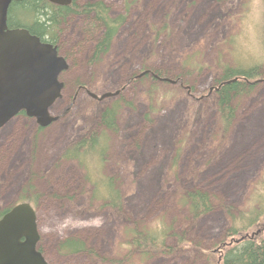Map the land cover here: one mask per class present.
Returning <instances> with one entry per match:
<instances>
[{
	"label": "rangeland",
	"instance_id": "obj_1",
	"mask_svg": "<svg viewBox=\"0 0 264 264\" xmlns=\"http://www.w3.org/2000/svg\"><path fill=\"white\" fill-rule=\"evenodd\" d=\"M95 1L105 2L112 17L125 15L126 22L98 59L95 44L102 29L87 17L74 15L57 31L60 53L69 64L61 75L62 95L50 109L59 120L39 133L37 120L22 114L0 128V213L21 200L33 179L40 196L39 245L49 264H109L125 252L127 228L159 224L169 228V244L176 245L180 235L189 242L171 255L118 264H209V254H218L231 239L229 229L247 226L245 213L264 178V82L235 98L238 112L228 134L221 129L212 89L223 66L264 54V0H131L130 8L124 0H76L80 5ZM149 69L163 75L153 98L152 82L132 80ZM120 94L125 101L119 131L101 132L100 127L99 135L109 139L104 171L117 178L122 212L93 200L85 169L60 159ZM254 117L261 118L259 124ZM59 135L57 147L53 142ZM242 165L240 175L236 167ZM223 175L224 182L233 179L227 190L220 186ZM191 189L209 192L214 209L193 217L181 202ZM66 238L83 240L95 254H62L58 244Z\"/></svg>",
	"mask_w": 264,
	"mask_h": 264
},
{
	"label": "trees",
	"instance_id": "obj_2",
	"mask_svg": "<svg viewBox=\"0 0 264 264\" xmlns=\"http://www.w3.org/2000/svg\"><path fill=\"white\" fill-rule=\"evenodd\" d=\"M124 2L126 8H130L132 1L124 0ZM202 2L205 3V1ZM74 15H83L90 20V24L102 29L101 37L95 44V59L109 51L111 43L119 33L120 27L126 22L125 15L112 17L109 7L103 1L88 2L80 5L76 0H73L69 5H58L49 0H20L13 1L9 8L8 26L10 28H26L40 38L53 37L55 43H57V31H60L61 26ZM204 24L201 23V25ZM260 29L261 53H264V13ZM261 56L258 59L253 58L247 62L240 61L235 66L225 65L222 67L219 77L215 79V85L212 89L217 96L220 125L225 134L229 133L237 116L238 106L234 104L235 98L240 99L250 95L260 82H264V54ZM143 74L145 75H134L132 80L140 78V80L152 82L149 94L153 98V93L157 89L160 78H163L162 70L149 69V71H144ZM119 97L114 103L100 110L92 131L78 142L66 147L60 159L76 161L85 169L86 179L91 183L93 200L122 212L123 194L117 184V178L107 175L104 171L106 153L110 145L109 139H107L106 135H99L100 131L106 133H117L119 131L118 115L125 101L121 94ZM127 104L131 105L129 102ZM21 114L25 113L21 112ZM254 119H257V117H254ZM256 121L258 123L261 118ZM43 130L44 127H37V132L40 133ZM60 132L63 133V129ZM59 138L60 135L55 138L54 146L59 147ZM180 153L181 151H178L174 162L175 165L180 160ZM20 155L22 157L23 154L19 152L17 156L20 157ZM251 162L252 159L248 160L247 165L250 166ZM238 166L236 170L241 175L244 165L242 167ZM207 177L205 176L204 178L207 179ZM232 177L230 176V178ZM219 180L222 190L231 188L233 179L229 183L224 182L225 177L223 175ZM32 182L33 179L23 189L19 202H29L36 208L40 196L33 191ZM13 190L14 188L12 187L6 192L5 196L9 197ZM251 199L249 212L245 213L249 219L247 226L237 228L233 225L227 233L228 236H232L231 239L218 247L216 251L218 254H213L212 252L209 254V264H264V178ZM212 200L211 194L206 190L191 189L184 193L181 202L188 206V210L193 217L198 218L214 209ZM10 209L11 207L5 208L0 213V218ZM227 209L230 211L231 208L227 207ZM252 228L254 230L251 233L244 231ZM125 235L126 241L123 243L125 252L118 259L110 260L109 264L122 263V260L129 262L135 257L147 260L158 254L171 255L177 252L182 244L189 242L186 241L183 235H180L176 240V242L178 241L176 245L169 244L168 238L171 235L169 228L165 224L149 227H130L127 228ZM236 235L238 236L236 237ZM38 248L42 251L40 245ZM58 250L65 255L95 254L93 249H88L85 242L78 238L63 239L58 244Z\"/></svg>",
	"mask_w": 264,
	"mask_h": 264
},
{
	"label": "water",
	"instance_id": "obj_3",
	"mask_svg": "<svg viewBox=\"0 0 264 264\" xmlns=\"http://www.w3.org/2000/svg\"><path fill=\"white\" fill-rule=\"evenodd\" d=\"M13 1L20 0H0V128L21 112L45 128L58 119L50 109L62 95L60 75L69 64L57 46L26 28L8 26ZM49 1L69 5L73 0ZM40 238L37 209L29 202L14 205L0 218V264H49L38 248Z\"/></svg>",
	"mask_w": 264,
	"mask_h": 264
},
{
	"label": "flooded vegetation",
	"instance_id": "obj_4",
	"mask_svg": "<svg viewBox=\"0 0 264 264\" xmlns=\"http://www.w3.org/2000/svg\"><path fill=\"white\" fill-rule=\"evenodd\" d=\"M41 40L43 41V42H47V43H50V44H52V45H54V46H57V48H58V51H59V54L61 55V53H60V43H59V40H58V42L57 43H55V39L53 38V37H43V38H41ZM63 73V72H62ZM62 73H61V75H62ZM61 75H60V80H61ZM62 81V80H61ZM64 86H65V83H64ZM57 120H59V119H57Z\"/></svg>",
	"mask_w": 264,
	"mask_h": 264
},
{
	"label": "bare ground",
	"instance_id": "obj_5",
	"mask_svg": "<svg viewBox=\"0 0 264 264\" xmlns=\"http://www.w3.org/2000/svg\"><path fill=\"white\" fill-rule=\"evenodd\" d=\"M169 80V79H168Z\"/></svg>",
	"mask_w": 264,
	"mask_h": 264
}]
</instances>
